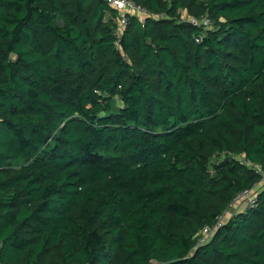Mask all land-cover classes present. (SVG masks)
<instances>
[{
    "label": "trees",
    "instance_id": "obj_1",
    "mask_svg": "<svg viewBox=\"0 0 264 264\" xmlns=\"http://www.w3.org/2000/svg\"><path fill=\"white\" fill-rule=\"evenodd\" d=\"M129 1L0 0V263L264 264V192L197 237L261 179L264 0Z\"/></svg>",
    "mask_w": 264,
    "mask_h": 264
},
{
    "label": "built area",
    "instance_id": "obj_2",
    "mask_svg": "<svg viewBox=\"0 0 264 264\" xmlns=\"http://www.w3.org/2000/svg\"><path fill=\"white\" fill-rule=\"evenodd\" d=\"M108 5L119 12V17L117 19V29L115 34L119 35L122 29L126 25V15H134L139 17L141 20L145 15V11L139 7H137L133 2L129 0H105ZM191 24H199L196 20L190 18ZM200 25L203 27L209 26V20L207 18L202 19ZM254 170L257 174L260 175L259 184L255 185L253 188L249 190H244L239 192L233 200L228 204L226 210L218 217V219L209 226H205L197 235L198 244H204L217 232L218 229L222 226V224L233 214H231V209H233L236 203H242L244 209H251L256 206L257 196L258 194L264 192V168L260 165L254 166ZM1 264V263H0Z\"/></svg>",
    "mask_w": 264,
    "mask_h": 264
},
{
    "label": "crops",
    "instance_id": "obj_3",
    "mask_svg": "<svg viewBox=\"0 0 264 264\" xmlns=\"http://www.w3.org/2000/svg\"><path fill=\"white\" fill-rule=\"evenodd\" d=\"M244 207L242 203H236L233 207V209H231V214H236V213H240L241 211H243Z\"/></svg>",
    "mask_w": 264,
    "mask_h": 264
},
{
    "label": "rangeland",
    "instance_id": "obj_4",
    "mask_svg": "<svg viewBox=\"0 0 264 264\" xmlns=\"http://www.w3.org/2000/svg\"><path fill=\"white\" fill-rule=\"evenodd\" d=\"M217 160V159H216ZM21 163L20 162H17L16 165H20Z\"/></svg>",
    "mask_w": 264,
    "mask_h": 264
}]
</instances>
